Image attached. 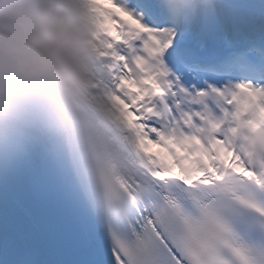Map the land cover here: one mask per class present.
<instances>
[{
  "label": "snow or ice",
  "instance_id": "6c2138e0",
  "mask_svg": "<svg viewBox=\"0 0 264 264\" xmlns=\"http://www.w3.org/2000/svg\"><path fill=\"white\" fill-rule=\"evenodd\" d=\"M111 152L0 172V264H264V0H85Z\"/></svg>",
  "mask_w": 264,
  "mask_h": 264
},
{
  "label": "clouds",
  "instance_id": "9594fccd",
  "mask_svg": "<svg viewBox=\"0 0 264 264\" xmlns=\"http://www.w3.org/2000/svg\"><path fill=\"white\" fill-rule=\"evenodd\" d=\"M98 43L85 0H0V172L44 141L74 144L99 177L111 143Z\"/></svg>",
  "mask_w": 264,
  "mask_h": 264
}]
</instances>
